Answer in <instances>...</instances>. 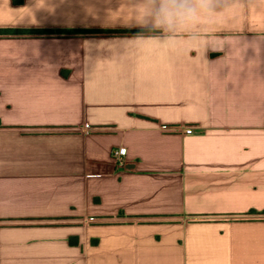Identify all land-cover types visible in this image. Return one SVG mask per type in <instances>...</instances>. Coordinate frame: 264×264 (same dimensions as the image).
Returning a JSON list of instances; mask_svg holds the SVG:
<instances>
[{
	"label": "crops",
	"instance_id": "crops-1",
	"mask_svg": "<svg viewBox=\"0 0 264 264\" xmlns=\"http://www.w3.org/2000/svg\"><path fill=\"white\" fill-rule=\"evenodd\" d=\"M139 2L0 0V29L98 31L0 33V264H264V8L185 29L204 53Z\"/></svg>",
	"mask_w": 264,
	"mask_h": 264
},
{
	"label": "clouds",
	"instance_id": "clouds-1",
	"mask_svg": "<svg viewBox=\"0 0 264 264\" xmlns=\"http://www.w3.org/2000/svg\"><path fill=\"white\" fill-rule=\"evenodd\" d=\"M137 8L135 26L158 33L143 39H153L159 48L172 51L180 48L177 40L183 36L205 53L208 47L206 34L185 29H198L201 24L212 23L229 12L235 16L243 14L245 8H264V0H140Z\"/></svg>",
	"mask_w": 264,
	"mask_h": 264
},
{
	"label": "trees",
	"instance_id": "trees-1",
	"mask_svg": "<svg viewBox=\"0 0 264 264\" xmlns=\"http://www.w3.org/2000/svg\"><path fill=\"white\" fill-rule=\"evenodd\" d=\"M17 3L23 2V0H14ZM98 32L90 29H15L7 28L0 29V33L3 34H75V33H89ZM72 244L77 243V238L73 237L70 239Z\"/></svg>",
	"mask_w": 264,
	"mask_h": 264
},
{
	"label": "built area",
	"instance_id": "built-area-1",
	"mask_svg": "<svg viewBox=\"0 0 264 264\" xmlns=\"http://www.w3.org/2000/svg\"><path fill=\"white\" fill-rule=\"evenodd\" d=\"M89 127V124H86ZM161 129L167 132L180 131L181 129L186 134L194 133L193 125H180V124H162ZM127 149L125 147H115L112 150V157L114 159L117 168H123L125 166V156Z\"/></svg>",
	"mask_w": 264,
	"mask_h": 264
}]
</instances>
